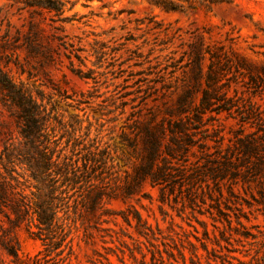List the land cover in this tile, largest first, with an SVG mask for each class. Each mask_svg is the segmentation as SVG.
<instances>
[{"label":"rangeland","instance_id":"1","mask_svg":"<svg viewBox=\"0 0 264 264\" xmlns=\"http://www.w3.org/2000/svg\"><path fill=\"white\" fill-rule=\"evenodd\" d=\"M0 70L43 105L64 154L84 161L87 150L101 151L108 166L101 206L93 211L83 194L62 255H48L36 228L22 226L14 231L21 260L0 245V264H264V176L261 184L240 178L233 196L222 187L230 223L209 212L208 196L201 214L162 203L148 180L136 183L152 119L167 126L191 117L190 168L203 136L227 146L263 134L264 0H0ZM17 136L0 92V152ZM191 186L180 179L174 194L185 197ZM136 213L155 237L139 234ZM2 226L0 214V241ZM182 231L180 240L174 233Z\"/></svg>","mask_w":264,"mask_h":264},{"label":"trees","instance_id":"2","mask_svg":"<svg viewBox=\"0 0 264 264\" xmlns=\"http://www.w3.org/2000/svg\"><path fill=\"white\" fill-rule=\"evenodd\" d=\"M0 92L18 125L17 140H7L0 152V214L7 222V226H2L0 245L15 261H20L19 243L14 231L22 226L28 230L34 226L36 231H31V234L44 242L48 255L59 257L70 243L75 216L81 213L79 205L83 207V194L87 192V198L92 199L93 211L101 206L103 190L99 185L108 169L105 153L87 150L84 161L64 154L59 149L55 127L46 109L1 70ZM208 106L209 101L204 99L196 119L205 113ZM153 120L142 130V160L136 183L141 185L148 180L153 186H160L162 203L174 200L182 207L186 204L193 210L198 207L201 214H204L202 205L207 204L208 196L213 202L209 204V212L213 214L214 209L219 216H227L230 223L229 214L222 209V204L229 200L222 187L227 182L230 187L228 193L233 196L232 187L240 178L245 183L255 182L258 178L259 184L262 183L264 132L239 138L227 146L223 145V137L213 140L215 144L209 146L208 136H203L199 144L202 155L190 168L188 154L197 144L198 129L191 127V117L169 121L167 126L163 123L153 125ZM167 135L169 141L164 143ZM212 148L214 152L209 151ZM75 152L73 150V155ZM201 159L206 160L204 164H199ZM180 179H189L192 186L185 197L178 199L174 187ZM260 195V201L256 197L254 199L264 203V190ZM123 218L131 222L129 216L123 214ZM134 219L139 234L155 237L156 233L139 213L134 214ZM238 224H241L239 220ZM174 234L180 240L188 235L185 231ZM204 235L208 238L209 232L205 230ZM204 248L207 249L206 245Z\"/></svg>","mask_w":264,"mask_h":264}]
</instances>
